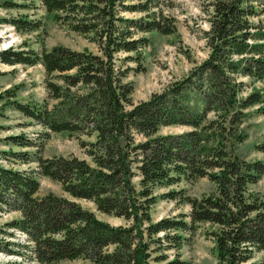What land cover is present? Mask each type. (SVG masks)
<instances>
[{
    "label": "trees",
    "instance_id": "1",
    "mask_svg": "<svg viewBox=\"0 0 264 264\" xmlns=\"http://www.w3.org/2000/svg\"><path fill=\"white\" fill-rule=\"evenodd\" d=\"M161 2L41 0L48 12L61 13L58 17L72 30L92 33L100 53L64 45L40 52L0 51L2 62L42 64L48 75L55 73L62 81H47L49 96L56 100L52 106L46 101L8 102L41 124L44 137L50 135L48 130L95 135L93 140L81 139L91 161L78 156L43 157L40 151H1L37 162L36 169L0 163V210L21 213L6 226L13 229L10 236L18 231L27 241L9 240L3 250L23 256L27 251L22 249H29L31 258L43 263L86 258L91 264H154L167 259L161 249L182 245L185 237L172 230L210 222L219 226L210 233L217 244L218 264H245L264 251V199L248 190L250 183L264 176V161L243 159L233 147L245 139L240 128L247 110L264 105V92H246L247 78L264 79V23L253 20L264 9L258 10L251 0H213L210 28L204 32L208 57L185 77L133 105V85L125 81L117 54L146 46L149 40L136 36L139 32L177 31L175 19L158 9ZM3 20L18 31L43 26L29 15ZM128 104L133 107L128 109ZM171 125L191 129L159 133ZM8 142L35 145L25 135L10 136ZM40 175L60 183L72 198L53 192L38 196ZM206 176L216 183L215 193L187 196L189 214L152 221L151 209L159 198H178L175 191L155 195V187ZM76 198L91 200L99 211L124 217L129 224L99 219ZM11 245L21 248L10 249ZM164 264L184 263L173 259Z\"/></svg>",
    "mask_w": 264,
    "mask_h": 264
},
{
    "label": "rangeland",
    "instance_id": "2",
    "mask_svg": "<svg viewBox=\"0 0 264 264\" xmlns=\"http://www.w3.org/2000/svg\"><path fill=\"white\" fill-rule=\"evenodd\" d=\"M12 1L13 4H10ZM213 0H162L159 10L165 15L175 19L177 31L174 34H162L158 31L139 32L136 36L147 37L148 44L141 47L138 52H120L117 54V63L122 66L126 73V82L132 83L133 92L131 101L133 105L149 99L153 93L167 88L173 81L185 77L190 70L201 63L209 55L206 43L205 30L210 28V18ZM255 7L264 9V0H251ZM129 17H139L144 13H124ZM29 15L31 19L43 22L42 28L34 31H18L10 22L3 19H12ZM59 12H48L41 0H0V51L11 48L14 50L35 49L42 51L51 49L56 45H64L78 50H89L100 53L99 46L94 40L92 33L82 34L70 28L58 16ZM256 23H264V14L255 16ZM139 58H135L138 57ZM138 59V61L136 60ZM53 75H48L42 64H8L0 61V163L20 169H36L37 162H26L1 151H29L34 153L40 151L43 157L54 155L78 156L91 161L85 149L81 146V139L93 140L95 135L89 137L81 133L50 132L44 137L45 128L26 117L23 113L12 108L9 101L18 100L46 101L52 106L56 100L49 96L47 81L53 79L58 83L62 81ZM246 92L258 90L264 92V79H249ZM133 105L128 104L131 109ZM252 107L247 110V115L240 131L245 137L243 142L234 144V152L239 157L248 161H264V105ZM191 129L185 125L164 126L160 134L179 133ZM25 135L33 139L35 145L22 147L8 142V137ZM139 177L135 181L139 183ZM40 189L38 196L48 193L65 195L61 184L47 176L40 175ZM217 185L209 177H198L194 179L182 178L179 183L170 186H157L154 188L155 195L175 191L176 199L159 198L152 206V221L158 222L165 217L177 218L181 214H189L191 204L187 202V196L202 198L203 196L216 192ZM249 193L253 197L264 199V176L256 183L249 184ZM82 207L93 211L99 219L110 222L113 225H128L129 221L124 217L99 211L96 204L85 198H76ZM19 211L0 210V264H91L90 259L78 258L65 260L59 263H43L31 258L29 249L23 248L25 255H17L3 250L8 241L17 243L27 242L25 235L15 231L10 236L6 223L14 218H19ZM188 222L191 221L187 217ZM219 226L210 222H198L190 230H172L181 233L185 239L180 247L161 249L167 259L154 264H164L173 259H179L184 264H218V250L214 236L210 233L217 230ZM14 232V233H15ZM160 236L164 232L159 233ZM166 244V243H165ZM164 244V245H165ZM10 249L19 250L16 245L9 246ZM112 248V247H111ZM245 264H264V251L256 252L253 258Z\"/></svg>",
    "mask_w": 264,
    "mask_h": 264
}]
</instances>
